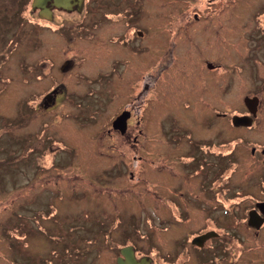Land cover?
Segmentation results:
<instances>
[{
	"label": "rangeland",
	"instance_id": "1",
	"mask_svg": "<svg viewBox=\"0 0 264 264\" xmlns=\"http://www.w3.org/2000/svg\"><path fill=\"white\" fill-rule=\"evenodd\" d=\"M236 1L240 2L238 19H234L236 22L230 24L217 22L213 26L217 36H220L222 41V50L217 53L218 56L221 55L218 62L222 67V75L219 77V80L222 81L218 84L222 96L221 110L228 111L238 107L237 97L257 95L260 101V116L256 124L258 128L249 133L248 137L256 142V147L258 145L264 147V3H262L264 0ZM32 2L33 0H0V49H6L9 40L17 37L19 48L15 47L17 48L16 53L28 56V51L20 49L23 46V39L30 37L28 36L30 34L33 35L30 38V45L35 48L32 53L35 59L31 60L34 63L37 62L38 58H49L56 63L55 61L61 60L62 62L74 56L77 57L78 62L74 71L63 74L62 79L65 86L58 88V95L60 94L61 100L58 101L54 110L44 113L42 109V113L33 114L32 107L21 106L19 107L21 111L32 119L27 123L26 120L23 122V119L20 118L21 120L16 122L12 131L0 129V148L3 147L4 149V152H0V158L6 157L4 154L6 153L9 159L5 163L6 165L0 167V264H9L10 252L8 241L3 236L2 229L13 220L16 224L20 220L19 215L32 214L30 210L38 208L36 203L42 202L41 199L37 198L36 203L31 201L40 192L38 187L48 193L43 195L45 203L41 205V208L46 210V217L42 216L45 218L42 222V227L45 230L44 236L40 239L37 238L33 243H29L28 248H26L28 253L25 256H21L20 252L18 253L16 250L14 264H42L47 259L52 261V264L75 263L76 260L73 263L72 260L79 254L73 245L90 244L87 241L81 242V238L89 239L94 234L97 235L96 232L92 235L95 226L98 227L103 223H107L106 227L115 223L120 225L122 207L128 201L131 203L130 206L126 207L124 216L131 213L135 214V219L138 221L142 233L145 234L141 239L133 237L137 245L144 250L157 245L162 253L173 254V241L175 239L183 241L201 224L194 222L193 225L172 226L166 231L155 230L146 226L147 218L150 219L152 216L149 207L145 209L141 205L145 203L148 206L149 203H146L143 196L138 194L142 190L140 185L131 186L126 182L129 177L128 170L131 168V162L136 151L132 149L129 140L120 136L119 132L112 131L109 136L106 134V129L111 127L110 120L117 110L122 109L125 104L131 102L129 105H132L134 103L136 113L129 121L131 124L129 125L130 130H128L133 137L137 135L138 129H142L138 141L139 149H143L144 146L148 148V145H151L155 119L153 115L154 103L151 95H149L148 101H138V93L141 88L137 86L139 81L149 79L145 76L149 75L151 70L152 62H150L149 56L153 55L150 51L152 44L154 45L152 38L159 37V42L162 45L165 42L164 50L170 49L172 45L170 42L168 44V41L173 39V54L177 60L172 70L183 69L184 64L188 65V61L184 45H181L184 43L182 37L185 36L186 31L189 33L197 32L198 27H200L201 24L190 23V25L189 22L192 20L193 13L201 11L202 0H141L140 4L135 3L134 0H91V9L89 6L87 8L88 13L91 14L84 13L81 8L79 11H75L74 15L69 14V17L65 18L63 22L64 28H71L67 32H72V34L67 36H76L74 39L61 35L63 31L61 28L63 27L60 21L49 24L50 28L34 26L38 24L35 21L40 19L41 13L30 7ZM228 11L223 15H232V12ZM89 15H93L91 22L93 24H85L86 28L83 30L79 22L85 21V17ZM124 15L126 17L121 18ZM254 16L255 18H253ZM28 19L31 20L29 24L25 23ZM103 21L108 22L104 24ZM55 25L59 30L55 28ZM227 25L226 30L223 29ZM255 25L259 28L255 29ZM138 32H142L144 35H138ZM120 33H122V45L126 42V45L128 43L130 47L137 48L139 53L137 57L139 58H136L131 52V48L125 45L122 47L117 45L118 50L115 48V44L114 46L110 45L109 37L120 36ZM87 34H94V40H88ZM36 39H38V43H36ZM92 45H96V48L101 50L108 48L104 50L107 55H103L102 51L92 52L91 48H95ZM235 47L240 49L239 53H234ZM91 52L95 57L100 54L99 58L101 57L106 70H110V62L113 59L125 62L122 66L116 65L117 72L122 68L120 74H123L125 66H127L126 69L129 67L135 69L141 65V69L137 70L135 74L137 83L131 84L133 85L131 86L122 82V87L107 82L85 85V79L82 78L84 80L82 81L81 78L76 77L78 73L89 74L96 78L101 72L97 71L99 64L90 59ZM166 53L168 51L164 53L163 49H160L159 58L162 59L165 56V61L161 64L167 62L168 55ZM201 54L207 53L202 51ZM245 56L252 60L244 59L241 61L240 58ZM140 57L144 61L141 64L139 63ZM193 58L198 60L197 55ZM124 60L131 61V64L126 65L127 62ZM234 63L237 65L240 63V67H234ZM236 69H238L236 77H227L228 74L233 75V71H237ZM223 71L228 72V74ZM169 72L166 71L165 73ZM241 72L244 73L241 74ZM182 74L187 76V73L180 71V75ZM6 75H12L10 68ZM50 75L58 76L59 79L57 67L50 69ZM16 78L17 84L12 78L11 83L16 85L8 87L9 89L7 88L6 92L0 96V114L8 118L17 114L15 103L26 93L28 88L22 83L23 78L21 80L19 77ZM232 78H235L233 82ZM254 78L253 83L247 81ZM113 79L118 78H111V80ZM230 80L231 82H229ZM18 84H23V86ZM49 85L48 78L35 80L30 86L31 97L35 93L36 95L43 93ZM207 96H209V92ZM136 116L141 117L137 118ZM138 120L142 121L140 126L137 125ZM43 122L45 123L42 124ZM39 133L43 134L38 137ZM28 135L31 136L28 138ZM50 136L54 137V140L60 141L49 146ZM31 140H33L36 148L31 146ZM245 150H247L248 155L241 160L242 168L249 172L253 166L252 175L254 177L263 175L264 165L260 149L256 148L254 155L250 154L251 145ZM242 151L240 150V152ZM37 156H39L40 165L32 166ZM140 156L147 158L148 162L151 161L150 152H143ZM24 160L30 163L33 172L43 171L39 167L48 169L42 173L46 177L36 180L41 181L34 183L31 192H25L22 188L26 179L33 175L32 170L29 174V169L23 164ZM142 165L145 170L149 164L143 162ZM122 169L126 171L125 176L121 178L122 184H117L116 177L122 172ZM143 172L140 174L141 178L148 175ZM246 172L239 174L237 181L240 182ZM3 173H6L4 177ZM10 176L12 178L7 179ZM33 180L35 179L33 178ZM14 185L19 187L12 189ZM249 190L256 197L264 200V188L259 186L256 181ZM248 203L250 202L248 201ZM51 205L58 208L56 213L54 209H50ZM228 218H232L231 221ZM226 219L228 224L236 225V216L226 217ZM236 228L237 226L234 227V230ZM242 228L248 231L249 235L246 236L249 240H255V245L245 249L241 261L248 262V264H264V245H262L264 231L263 233L259 232L260 237L258 238L253 231L246 229V227ZM120 229L121 227L113 230L109 240L119 242ZM29 238L32 239L30 235ZM258 243L260 244L258 245ZM106 250H97L99 253L96 250L90 251L88 264H116L117 250Z\"/></svg>",
	"mask_w": 264,
	"mask_h": 264
},
{
	"label": "flooded vegetation",
	"instance_id": "2",
	"mask_svg": "<svg viewBox=\"0 0 264 264\" xmlns=\"http://www.w3.org/2000/svg\"><path fill=\"white\" fill-rule=\"evenodd\" d=\"M134 1L135 3H141V0ZM90 5L91 0H37V2L33 0L30 7L41 13L39 15L40 19L35 21L38 24L34 26L50 28L49 24L55 23V21H60L63 27L65 18H68L69 14L74 15L75 11H79L81 8L84 10V13L91 14L87 10ZM201 5V11L198 10L200 11L199 13H193L192 20L189 22V24H201L200 27H198L197 32L193 31L189 33L186 31L185 36L182 37L184 43L181 45H184L188 61V65L184 64L183 69H177V71L172 70L177 60L173 54V39H169L171 41H168V44L170 42L172 45L170 49L164 50L165 42L162 45L159 42V37L152 38L154 45L152 44L150 51H152L153 55L149 56V60L152 62L151 70L150 74L145 76L149 79L139 81L137 86L141 88L137 100H141V102L146 101L149 95H151L152 102L154 103L153 115L155 119L153 122L151 145H148V148L144 146L143 149H139L138 141L142 134V129H138L137 135L133 137L129 132V125L131 124L129 121L136 113L134 103L132 105H129L131 102L125 104L122 109L117 110L110 120L111 127L106 129V134L109 136L112 131L119 132L120 136L129 140L132 149L136 151L131 162V168L128 170V181H125L131 186L135 184L140 185L142 190L138 194H141L146 203H149L148 206L145 203L141 205L145 209L149 207L152 216L150 219L147 218L148 223H146V226H149L151 229L166 231L172 226L193 225L194 222L201 225H198L199 228L192 231L191 235L183 241L175 239L173 241V254L171 255L162 253L157 248V245L151 246L148 250H144L134 240V238L141 239L145 236L138 225V221L135 219V214L131 213L128 216H124L126 207L130 206L131 203L128 201L122 207L120 225L115 223L110 225V227H106L107 223H103L98 227L95 226L92 235L94 232L97 235L94 234L89 239L81 238V242L87 241L90 244H84V246H79L78 244L73 245L75 251L79 254L72 260V263L76 260L73 264H88L90 251H107L106 249L117 250L116 264H119V261L123 264H248V262L241 261L243 259L242 255L246 248H251L255 245V240H249L246 236L249 235L248 231L242 227L253 231L258 238L260 237V233L264 231V206L262 207L261 205L264 204V200L256 197L249 190L255 181L259 186L264 188V173L263 175L254 177L252 175L253 166L249 172H246V169L242 168L241 160L247 157L248 152L245 149L251 145L250 154L254 155L256 148H259L264 165V147L261 145L256 147V142L248 137L250 135L249 133L258 128L256 124L260 116V101L258 99V105L254 107L256 114H252L245 103L247 97L258 98L255 94H252V96L244 95L241 98L237 97L236 103L238 107L228 111L221 110L222 96L219 92L218 84L222 81L219 80V77L222 75V67L218 62L221 55L218 56L217 53L222 50V41L220 36H217V32L213 29V26L217 22H228V24L236 22L234 19H238L240 2L236 0L231 2L227 0H202ZM228 10L232 12V15H223L225 12H229ZM125 17L124 15L121 18ZM30 21L28 19L25 23L29 24L31 23ZM92 21L93 15H89L85 17V21L82 20L79 23L82 29L85 30V24L92 25ZM103 22L105 24L108 21ZM55 26L57 28V25ZM227 27L228 25L224 26L223 29L226 30ZM257 28L259 27L255 25V29ZM57 29L59 30V28ZM61 29H63L61 33L63 36L72 34V32H67L71 28L67 29L63 27ZM139 34L144 35L142 32H138ZM87 35L88 40H94V34ZM28 36L30 37L24 36L23 46L20 49L22 51H28V56L16 53L17 48L15 47L19 46L17 37L9 40V45L6 49H0V96L6 92L8 87L10 88V86L13 87L17 84L16 77H19L20 80L23 78L22 83L28 86L26 93L15 103V107L17 106V114L10 118L0 114V129L12 131L13 127L16 126V122L21 120L20 118L23 119V122L26 120L27 123L32 119V117H28L21 111L19 108L21 106L32 107L33 114L42 113V109L44 113L54 110L58 101L61 100L59 97L60 94L58 95V88H64L65 86L62 76L64 73L69 74L74 71L78 62L77 57L74 56L62 62L61 60L58 62L55 61L56 63L49 58H38V63H34L31 60L35 59L32 56L35 48L30 45V38L33 35L29 34ZM67 37L74 39L76 36L72 37L71 35ZM108 40L110 45H116L115 48L117 50L119 49L117 45H121L119 47L125 45L131 48V52H133L136 58H139L137 57L139 56L137 48L130 47L128 43L126 45V42L122 45V33L117 37H109ZM36 43H38V39H36ZM159 45L161 46L159 47ZM92 46H95V48H91L92 52L102 51L103 55H107L104 50L108 48L101 50L100 48L97 49L96 45ZM160 49H163L164 53L168 51L166 53L168 55V58H166L167 62L162 64L161 62L165 61V56L162 59L159 58ZM202 51H205L207 54L202 55ZM92 52L89 57L92 61H96L99 64L97 71L99 70L101 72L98 71L99 74L96 78L91 77L89 74L84 75L78 73L76 77L81 78V80L82 78L85 79V85L107 82L114 86L122 87V82L125 85L137 83L135 74L137 70L141 69V62H144L141 57L139 59L140 67H136L135 69L129 67V69H126L127 66H125L123 74H120L122 73V68L117 72L116 65L122 66L125 62L113 59L110 62V70H106L100 59L101 57L99 58L100 54L95 57ZM239 52L240 49L235 47L234 53ZM195 55H197L198 60L193 58ZM183 58L186 59L185 57ZM244 59L252 60L248 56L240 58L241 61ZM126 62V65L131 64V61ZM239 64L234 63L233 66L239 68ZM53 67H57L60 76L59 79L57 78L58 76L50 75V69ZM9 68L12 71L11 76L6 75ZM236 70L233 71V75L225 71L223 72L229 75L227 77H236L238 69ZM166 71L171 72L165 73ZM180 71L187 73V76L180 75ZM174 72H176L175 76ZM243 73L241 72V74ZM111 75H113L111 78L115 77L118 79L111 80L109 78ZM12 78L16 81L14 85L11 83ZM41 78L49 79L50 85L48 89L41 94L36 95L35 93L31 97V84ZM231 80L233 82L235 78ZM254 80L255 78L248 79L247 81L253 83ZM23 84L21 85L23 86ZM174 90L176 91L174 92ZM208 92L209 96H207ZM38 110L40 111L38 112ZM127 113L128 118L125 122L124 118L115 121L121 115L126 117ZM136 117L140 118L141 116ZM235 117L242 119H238L234 123ZM140 122L142 123L141 120L137 121L138 126H140ZM248 123H251V125L246 126L245 124ZM206 130L209 131V134H207ZM42 134L39 133L37 136L39 137ZM30 136L28 135V138ZM57 141L60 140H54V137L50 136L49 146H52ZM31 146L36 148L33 140H31ZM240 150L243 151L240 152ZM0 152H4L3 147L0 148ZM143 152L151 153L150 162L147 161V158L140 156ZM4 154L6 157L3 156L0 158V167L6 165L5 163L9 160L7 154ZM38 157L35 158L32 166L40 165ZM143 162L149 164L145 170L142 165ZM23 164L29 169V174L31 170L33 172V168L29 162L24 160ZM39 168L43 169V171L33 172V175H30L26 179V182L22 184L25 192H31L33 190L32 188H34V183L41 181L36 180L46 177L42 173L48 169L44 167ZM125 172L122 169V172L116 177V181L119 182L117 184H122L121 178L125 176ZM142 172L148 174L146 177L143 176L145 180L141 178L142 176L140 174ZM245 172L246 175L244 178L240 182L239 180L237 181L239 174ZM5 174H2L3 177ZM11 178L10 176L7 179ZM17 187L19 186L14 185L12 189ZM38 188L40 192L31 200L36 203L37 198L41 199L42 202L36 203L38 204V208H32L30 210L32 214L25 216L19 215L20 220L16 224H14L13 220L2 229L3 236L8 241L10 250L9 264H14L16 261L14 255L16 250L18 253L20 252L21 256H25L28 253L26 248H28L29 243H33L37 238L40 239L44 236L45 230L42 227V222L45 219L43 217H46V210L45 208H41V205L45 203L43 195L48 193L44 189ZM50 209H54L55 213L58 211V208L52 205ZM254 211L258 213L259 220L263 221L259 229L248 224L250 214ZM230 216L237 217L235 219L236 230H234L235 226L233 224L226 222V217ZM231 219L228 218L229 221ZM119 227H121L120 241L116 243L109 240L111 232ZM210 232H215L216 234L206 239L201 246L194 243L195 239ZM29 235L32 239L29 238ZM262 245H264V242H262ZM21 248L23 250H20ZM98 251L97 253H99ZM54 254L57 255V253ZM42 264H52V261L47 259Z\"/></svg>",
	"mask_w": 264,
	"mask_h": 264
},
{
	"label": "water",
	"instance_id": "3",
	"mask_svg": "<svg viewBox=\"0 0 264 264\" xmlns=\"http://www.w3.org/2000/svg\"><path fill=\"white\" fill-rule=\"evenodd\" d=\"M35 1L37 2V0H35ZM245 103H246V105L249 107V109L251 110L252 114H256V109H254V107H257V105H258V98H257V97H254V98L247 97V98L245 99ZM122 118H124V122H125L126 119L128 118V113L126 114V117H125L124 115H123V116L121 115V116H119L115 121H117V120H121ZM238 119H242V118L235 117V118H234V123H235L236 120H238ZM122 123H123V121H122ZM236 124H237V123H236ZM238 125H241V124H238ZM245 125H246V126H250L251 123H248V124H245ZM261 205H262V207L264 206V204H261ZM259 219H260V217H259L258 213H257L256 211H254V212H252V213L250 214V218H249L248 224H249L250 226H252V227H255V228L259 229L260 226H261L262 223H263V221H260ZM215 234H216L215 232L207 233V234H205V235H203V236H201V237L195 239V240H194V243H196V244H198V245L201 246V245L204 243V241H205L206 239H208L209 237L214 236ZM125 253H126V252H125ZM125 253H124V254H125ZM119 264H123V263H121V261H119Z\"/></svg>",
	"mask_w": 264,
	"mask_h": 264
}]
</instances>
